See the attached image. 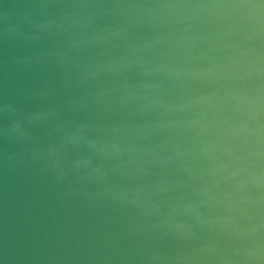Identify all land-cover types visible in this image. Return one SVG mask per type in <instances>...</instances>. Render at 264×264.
<instances>
[{"label":"clouds","instance_id":"9594fccd","mask_svg":"<svg viewBox=\"0 0 264 264\" xmlns=\"http://www.w3.org/2000/svg\"><path fill=\"white\" fill-rule=\"evenodd\" d=\"M32 7L43 19L30 20L31 33L9 25L0 38L75 33V49H118L105 57L102 48L97 56L105 58L84 65L81 77H114L93 99L115 118L66 133L61 145L88 150L75 160L54 144H33L13 119L0 132L22 147L0 164L51 173L56 183L72 173L65 194L128 212L108 257L120 264H264V0H39ZM132 71L135 82L126 76ZM5 111L14 116L16 108L0 105ZM133 237L130 250L116 246Z\"/></svg>","mask_w":264,"mask_h":264},{"label":"water","instance_id":"95a60500","mask_svg":"<svg viewBox=\"0 0 264 264\" xmlns=\"http://www.w3.org/2000/svg\"><path fill=\"white\" fill-rule=\"evenodd\" d=\"M36 3L39 0H0V30L19 25L23 32L31 33L30 20L43 19L32 7ZM103 24L102 20L98 22V26ZM74 37L75 33L73 37L40 33L37 40L0 38V105L13 103L16 108L14 116L7 111L0 113V129L18 119L32 136L33 144H54L68 160L86 155L88 150L83 144L61 145L66 133L85 121L108 122L115 118L93 99L96 93L112 87L114 77L101 73L81 79L82 68L94 60L119 54L110 45L87 44L75 49ZM102 48L105 57L97 56ZM25 59L28 63H23ZM16 60L21 63H14ZM126 76L135 82L134 71ZM36 114L47 116L39 121L28 119ZM21 147L0 132V157L18 152ZM93 162L98 163V158ZM73 185L72 173L56 183L51 173L6 170L0 164V264H120L108 258L116 244L112 234L124 229L129 213L107 202L90 206L79 193L65 194L64 190ZM84 186L95 188L91 183ZM134 244L133 237L116 246L130 250Z\"/></svg>","mask_w":264,"mask_h":264}]
</instances>
